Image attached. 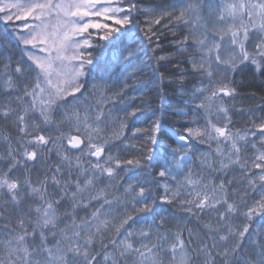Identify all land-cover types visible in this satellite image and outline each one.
<instances>
[{
    "label": "snow or ice",
    "instance_id": "6c2138e0",
    "mask_svg": "<svg viewBox=\"0 0 264 264\" xmlns=\"http://www.w3.org/2000/svg\"><path fill=\"white\" fill-rule=\"evenodd\" d=\"M134 13L147 18L140 31L150 44L156 37L154 53L160 36L153 25L167 20L164 27L176 22L186 29L174 43L187 55L189 68L181 69L175 81L192 107L174 113L184 118L182 131L165 127L162 117L148 129L136 128L133 137L143 132L147 147L125 159L108 149L127 124L120 119L119 131L105 136L106 119L117 118L103 106L122 97L127 83L111 97L102 90L106 83H93V93L101 91L98 107L84 105L81 111L77 104L94 66L93 52L115 51L131 39ZM15 21L25 23L17 30ZM0 22L12 26L25 49L39 46L44 54L27 51L32 63H17L12 70L19 82L4 64L0 91L7 95L0 100V120L11 121L19 135L15 147L9 135L0 137L7 142L0 151V220L7 230L0 235V264H264V116L250 117L249 128L236 129L225 103L236 95L233 74L251 67L264 75V0H167L146 7L136 0H0ZM134 54L133 49L114 55L112 62ZM173 55L155 60L159 64ZM33 71L34 81L26 82ZM159 78L163 81L164 73ZM189 78L196 80L190 92L184 90ZM194 143L210 149L201 154L202 169L225 176L234 167L241 170L247 185L239 199L230 197L232 180L217 183L203 171H192ZM53 151L58 163L49 169L51 176L34 183L29 162L46 160ZM21 167L22 177L17 175ZM49 180L57 195L49 192ZM249 190L258 195L251 203L244 198ZM162 204L187 217L168 227ZM80 210L87 214L78 215ZM238 217L242 223H236ZM257 217L261 223L252 230ZM189 218L200 227H190Z\"/></svg>",
    "mask_w": 264,
    "mask_h": 264
},
{
    "label": "trees",
    "instance_id": "16d2710c",
    "mask_svg": "<svg viewBox=\"0 0 264 264\" xmlns=\"http://www.w3.org/2000/svg\"><path fill=\"white\" fill-rule=\"evenodd\" d=\"M136 2L146 7L149 5L160 6L166 3L167 0H136ZM134 16L137 24L131 27V33L134 34L131 39L125 38L115 51L113 47H107L93 52L94 66H90L89 74L85 78L84 96L80 97V103L77 104V107L81 111H83L84 105L90 106L91 108L98 107L97 101L101 99V91L93 93V83H106L107 88L102 90L107 97H111L113 93L119 92L122 85L125 82L127 83L128 87L124 89L122 97L114 101H109L103 106L106 114L111 110V117L117 118L115 120L111 118L106 119L104 124L105 136H110L113 131H119L120 119H124L127 124L121 139L111 141L108 149L113 154L119 152L121 157L125 159L131 158L133 155H138L140 151H143L147 147L144 143L145 134L143 132L137 133L133 137V131L136 128L148 129L157 117H162L165 127L173 126L182 131L180 124L184 122V118L178 117L174 113L177 111H189L192 107L186 103L188 96L185 95L182 97L179 94L182 89L178 87V82L175 81V78L180 75L181 69L189 68L187 55L180 54L178 52L179 45L174 43V41L182 39L186 34V29L182 24L178 25L176 22H172L168 24V27H164L168 23L167 20H162L159 25H153V31L157 32L160 36L158 41L160 47L156 48L154 53L153 48L156 47V37H153V43L150 44L145 38L144 33L140 31L141 28L146 29L148 24L147 18L145 15L139 13H134ZM173 31L175 35L172 34ZM161 32L163 35H160ZM133 49L135 50V54L128 60L121 59L118 64L112 62L114 55H127L128 51ZM168 53L174 54L173 58L157 64L155 56ZM5 63H9L11 66L8 74H11L19 82L21 78L12 70L17 63H21L27 67L32 62L28 60L24 46L13 35L12 26H6L3 22H0V85H2L3 79L6 78ZM133 68L137 70L133 72ZM159 73H164L165 79L163 81L160 80ZM34 77L35 72L33 71L28 73L24 80L26 82H32L34 81ZM101 77H103V81H101ZM169 78H172L174 82L170 83ZM231 78L233 80V86L236 88V95L232 98L226 97L225 103L229 106V115L232 117L233 127L245 130L250 127V117L264 116V75H257L251 67H246L242 71L233 74ZM195 83V79H187L184 81V90L190 92ZM6 95V93L0 91V100L5 99ZM162 98L163 105H161ZM134 109H138L135 116L126 115V113H130ZM59 118L60 112L58 111L57 119ZM3 135H9L13 146H18L16 144V137L19 133L11 121L4 122L0 120V137ZM133 144L136 145V148L131 147ZM6 148L7 142L0 139V151H5ZM209 151L210 149L207 144L194 143L191 153L192 171L196 174H200L203 171L206 177L211 175L217 183L221 179L225 181L232 180V184L228 186L230 197L232 199H239L240 195L245 192L247 185V181L242 178L241 170L238 167H234L225 176L220 173L213 174L208 169H202L200 164L201 154ZM251 153L252 150L249 148L248 155L250 156ZM56 163H58V158L55 151H53L46 160L40 158L36 162H29L28 167L30 168V172L28 175H30L34 183L44 179L46 174L50 177L52 173L49 169ZM24 174L23 167L17 170V175L22 177ZM121 175L123 176L124 173L121 172ZM128 175L130 176L132 173ZM180 178L179 176L177 177V179ZM127 179L128 176H125L123 182H127ZM48 188L51 194H58V189L52 185L50 180L48 182ZM233 189L237 190L235 195L232 193ZM244 198L251 203L252 199L258 198V195L252 194L249 190V195ZM27 203L28 201L22 203L20 208L26 210ZM161 209L163 215L170 217L168 227H173L176 219L187 217L186 213L180 212L176 207L171 205L162 204ZM86 214L83 210H80L78 213L80 216ZM5 215H8V213H5ZM12 215L14 223L15 209H13ZM172 217H175V219H172ZM207 218L208 216L204 217V219ZM189 219L190 227H200L194 219ZM242 221L243 217H238L236 223H242ZM5 222L4 220H0V235H3L7 231L2 227ZM259 223H261V220L257 217L253 222L252 230ZM135 226L138 227L139 225ZM203 232L204 230H201L202 236ZM185 236H187L186 232ZM208 243L211 244V241H208ZM245 245L247 246V241H245ZM197 259L202 260V257Z\"/></svg>",
    "mask_w": 264,
    "mask_h": 264
},
{
    "label": "rangeland",
    "instance_id": "374dc122",
    "mask_svg": "<svg viewBox=\"0 0 264 264\" xmlns=\"http://www.w3.org/2000/svg\"><path fill=\"white\" fill-rule=\"evenodd\" d=\"M27 22H30V23H31V22H33V21L29 20V21H27ZM23 23H25V21H15V27H16V29L19 30L20 27L23 25ZM50 23H51L52 25H55V24L57 23V21H56V19H52V20L50 21ZM23 46H24V45H23ZM24 49H25V46H24ZM27 51H32L33 54H35V55H44L43 53H41V52L39 51V46H37V48H32L31 46H28L27 49H25L26 54H27Z\"/></svg>",
    "mask_w": 264,
    "mask_h": 264
}]
</instances>
